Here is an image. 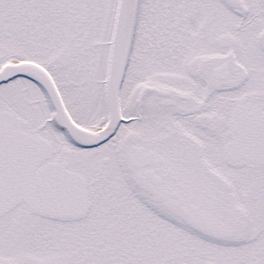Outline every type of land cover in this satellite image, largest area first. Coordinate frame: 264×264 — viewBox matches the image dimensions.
<instances>
[{
    "label": "snow or ice",
    "instance_id": "1",
    "mask_svg": "<svg viewBox=\"0 0 264 264\" xmlns=\"http://www.w3.org/2000/svg\"><path fill=\"white\" fill-rule=\"evenodd\" d=\"M0 264H264V0H0Z\"/></svg>",
    "mask_w": 264,
    "mask_h": 264
}]
</instances>
